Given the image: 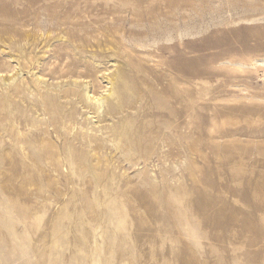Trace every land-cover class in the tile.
<instances>
[{
  "label": "rangeland",
  "instance_id": "1",
  "mask_svg": "<svg viewBox=\"0 0 264 264\" xmlns=\"http://www.w3.org/2000/svg\"><path fill=\"white\" fill-rule=\"evenodd\" d=\"M0 264H264V0H0Z\"/></svg>",
  "mask_w": 264,
  "mask_h": 264
},
{
  "label": "bare ground",
  "instance_id": "2",
  "mask_svg": "<svg viewBox=\"0 0 264 264\" xmlns=\"http://www.w3.org/2000/svg\"><path fill=\"white\" fill-rule=\"evenodd\" d=\"M138 2H139V1H138ZM142 2H143V1H142ZM142 2H141V3H142ZM143 3H144V2H143ZM142 6H143V5H142ZM134 7H135V6H134ZM158 8H159V7H158ZM133 9H135V8H133ZM133 9H132V10H133ZM134 11H135V10H134ZM143 11H144V10H143ZM147 14H148V13H147Z\"/></svg>",
  "mask_w": 264,
  "mask_h": 264
}]
</instances>
